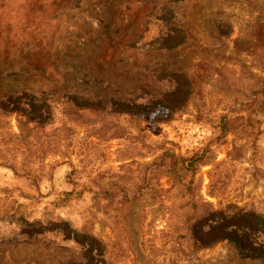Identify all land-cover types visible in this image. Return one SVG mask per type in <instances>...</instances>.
Listing matches in <instances>:
<instances>
[{
  "label": "rangeland",
  "instance_id": "rangeland-1",
  "mask_svg": "<svg viewBox=\"0 0 264 264\" xmlns=\"http://www.w3.org/2000/svg\"><path fill=\"white\" fill-rule=\"evenodd\" d=\"M0 264H264V0H0Z\"/></svg>",
  "mask_w": 264,
  "mask_h": 264
}]
</instances>
